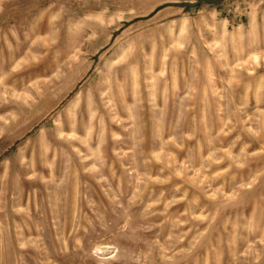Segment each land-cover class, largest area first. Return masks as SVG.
<instances>
[{"label":"rangeland","instance_id":"374dc122","mask_svg":"<svg viewBox=\"0 0 264 264\" xmlns=\"http://www.w3.org/2000/svg\"><path fill=\"white\" fill-rule=\"evenodd\" d=\"M0 264H264V0H0Z\"/></svg>","mask_w":264,"mask_h":264}]
</instances>
